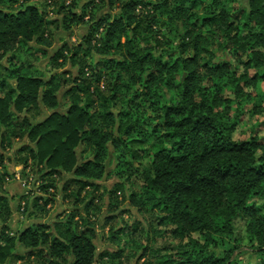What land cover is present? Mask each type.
<instances>
[{
    "label": "trees",
    "instance_id": "1",
    "mask_svg": "<svg viewBox=\"0 0 264 264\" xmlns=\"http://www.w3.org/2000/svg\"><path fill=\"white\" fill-rule=\"evenodd\" d=\"M36 1L42 2V0H0V34H7V30L13 28L18 36L24 37L27 41H32L26 47L31 45L49 46V38L53 36L55 26L61 22L59 17L65 11L66 4L60 3L56 13L58 19L50 21L45 19L46 13L38 15L42 8L35 5ZM76 2L77 0H74L71 6L70 15L63 17L67 31L73 25L84 24V15L78 14L74 10ZM111 2L115 5L117 0H111ZM215 2L219 4L220 0H215ZM258 2L264 4V0H258ZM89 3L95 7L94 0L89 1ZM119 3L121 11L125 15H117L115 19L109 15V22L112 26L106 33L109 38L116 35L125 19H133L138 7L143 5L144 8H147L149 6L144 0H119ZM202 3L203 0H178L173 13L177 17H182L190 10H202ZM87 7L86 4L85 8ZM242 13L243 10L240 13L233 11L232 16L227 18L226 34L232 36V43L237 47L248 44L249 37L255 47L257 41L264 39V34L249 31L248 37L242 35L249 26L247 16ZM102 19L96 23L100 24ZM253 19H258V17H253ZM189 20L191 21V28H184V35L191 36L194 40H199L197 31H204L214 24L221 23L216 15L211 14L197 15L193 13ZM45 24L51 29L49 38H46L43 33L36 34L39 27ZM139 27L140 25H136L133 31ZM180 27L183 28L182 25ZM91 40V35H88L83 42L91 43ZM113 43L116 44L117 48L120 46L119 42L113 41ZM225 44V48L229 49L232 55L243 63V65L241 64L244 68L243 72H236L229 63L216 61L213 51L209 53L208 48L201 49L195 43L192 44L191 55L187 52L189 44L182 43L178 45L182 51L181 56L176 55V51H172L167 55L168 59L160 58L152 61V53L149 51L139 61L145 69L150 66L149 62L151 61L152 70L146 72V75L139 81V85L136 83L131 85L132 88L140 91V95L130 96L127 103L132 108L143 109V105L137 101L140 100L141 96L152 97L148 109H144L145 115L142 126H149L151 122L150 130L153 136H159L161 130L166 129L162 139H158L157 143L152 145L156 152H149L148 149L143 150L142 148H148L146 146L147 141L134 138V128L137 121L132 117L129 108L115 113L108 111L103 117L106 120L116 117L125 122L130 118L133 120L132 124L117 122L115 130L121 134V137H127L129 145L136 146L132 153V160L144 161L145 167H141L142 170H137L140 179L144 178L145 168L148 165L152 166L150 176L141 179L142 187L140 188V191L143 190L145 196L148 197L151 206L137 207L135 203L137 193L131 194L129 201L132 207L140 213L151 215L150 220L157 223L156 228L158 230L169 231L172 240L177 243L165 247L167 253L173 248L181 247L175 239L182 234L181 230L174 226L178 217L182 220H188L193 216V209L202 210L206 206L220 204V209L211 215V222L222 227L224 231L209 235L207 233L208 224L205 223L199 234L195 232L192 234V241H187V238H184L187 242L183 247L186 248L188 244H193L191 251L181 250L174 257L163 260L161 264H173V261L174 264H233V262L240 264L237 257L240 253H244L242 252L244 249L237 238L235 223L242 217L250 218L247 233L253 239L255 252L264 253V248L259 247L260 244H264V217L259 213L262 209L256 206V201H264V142L256 136L240 142L235 141L234 133L238 121L236 115L232 113L233 103H238L244 96V89L253 82L249 72L252 69L257 72H264V63L259 62L254 55H246L247 48L236 51L230 49L228 43ZM71 47L72 44H64L61 51L51 58V66L54 67L61 61L67 63L64 53ZM75 47L77 49L83 48V44L75 45ZM78 55V52L73 51L70 59L75 61ZM128 55L131 57L134 53L130 52ZM205 57H207V61L204 59ZM17 58L18 55L16 54L7 55V65L0 63V70H2L0 71V93L3 94L0 95V123H7L10 129L23 130L29 123V116L21 113L32 111L29 104L36 99L32 92H40L43 89L40 99L47 102L51 97V100L55 101L56 95L53 90L57 86L59 77L57 73L46 79L43 74L36 75L33 71V65L17 63ZM3 60L4 56L0 55V61ZM97 63L100 64V61ZM124 64L123 60L109 59L105 67L111 69L114 65L117 68H122ZM65 68L66 66L62 64L61 70L63 71L59 73V76L71 75L70 70H65ZM169 73H174L180 77L179 80L171 81L175 87H169ZM16 77H18V81L13 86V78ZM78 79L79 76L74 77L72 83L75 84ZM161 79L165 81L164 87L167 89V96H170L168 103H164V91H158V81ZM25 82L30 90L18 92V89L25 88ZM60 83L66 85L68 80H60ZM181 83L185 84V87L177 96L176 89L180 88ZM81 90L67 87L63 95L70 97L74 91L79 92ZM193 90L197 95L200 94L201 90L204 93L203 98L199 100V106L195 109L190 104L185 107V101ZM112 99H117L115 94L112 95ZM173 100L176 102L173 103ZM84 107L90 108L91 105ZM149 110H151V115L148 114ZM51 112L45 121V123L50 122L48 128L41 129L40 132L29 129L27 137L16 133H13V136L20 143L28 141L29 137L36 139L38 136L39 139H36V143L39 144L44 136L58 131V125L71 124L72 129L79 131L86 140L92 139L87 136L83 127L89 121L88 114L77 104L69 102V108L63 113L57 110H51ZM136 131L138 132V129ZM2 135L7 138L9 133L5 131ZM111 146L117 150L116 154L119 155L118 149L126 145H124L123 139H119L112 140ZM34 152L35 148L30 143L19 151L21 154L26 153L27 156L33 155ZM3 158L4 154L0 153V162H3ZM100 158L101 153L97 152L91 159L84 160L82 164L74 165V175L65 182V186L77 184L81 187V191L84 188H94L98 192L100 188L98 182L104 180L108 172L104 174L103 179L91 176L90 173L93 167L98 171L103 170V166L99 163ZM58 159H53L51 154L47 156L48 169L39 176V181H43L40 183L39 191L47 197H43V195L36 197V203H44L47 206L52 202L47 193L53 191L56 184H49L47 180L52 176L63 175L59 170ZM93 161H96L94 165ZM24 168H27V160L24 161ZM118 173L119 175L122 174ZM123 185H125L123 182L118 181L114 188L109 191L110 198L123 190ZM148 189H155L156 194L154 196L149 195ZM62 190H66V187H63ZM244 193H247L246 198L238 200L239 195ZM221 197H225L226 201L221 200ZM95 199L93 196L84 204L85 212L91 209ZM234 200H238L235 211L227 213L224 203L226 202L231 207ZM181 208L187 211L180 212ZM209 212H211V207H209ZM79 214L80 208L77 207L69 218L68 223L72 227L67 229V239L69 243L76 241L79 244L80 236H84L95 247L96 229L89 226L90 220L87 222L77 221L76 216ZM155 214L156 217H154ZM114 219L115 217L112 216L107 221ZM204 219L207 221L208 217H204ZM77 225L80 228V236L72 235L76 231ZM53 226L57 231L64 228V225L59 222ZM53 226L47 223H39L23 231L21 236L27 235L28 238H38L41 243L49 242ZM137 226L139 225L127 227L131 236H135L138 232ZM5 227L7 226L5 225ZM123 232L124 230H119L116 234ZM113 236L111 241H114ZM50 243L56 247L61 244L64 245V248L68 246L59 237L51 239ZM143 248V251L147 253L148 249ZM216 248L220 254L214 250ZM121 253L123 251L118 254L107 251L101 254L99 260L103 263L106 262L105 260L111 259L112 256H120ZM146 253L143 254V258Z\"/></svg>",
    "mask_w": 264,
    "mask_h": 264
},
{
    "label": "clouds",
    "instance_id": "2",
    "mask_svg": "<svg viewBox=\"0 0 264 264\" xmlns=\"http://www.w3.org/2000/svg\"><path fill=\"white\" fill-rule=\"evenodd\" d=\"M73 2L74 0H42L43 6L41 13L38 15L46 13V20L56 17L60 3H65L66 8L60 14L59 19L61 22L56 25L57 30L52 37L49 38L51 29L46 24L40 26L36 34L43 33L46 38H49L50 42L52 40L58 41L59 38L65 37L63 17L70 15ZM144 2L148 3L149 6L147 8H144L143 5L138 7L133 19H125L116 35L109 38L106 35L112 28L109 22V14H111L112 19H115L117 15H125L121 11L119 0H117L115 5L112 4L111 0H94L95 7L89 3V0H77L74 10L78 14L84 15V24H76L68 29L69 31H72L73 28L75 29L76 38L74 42H70L72 47L64 53L67 63L61 61L50 68L49 62L43 61V63L36 65L34 70L46 73L45 79L53 71L58 74L57 86L53 90L56 95L55 101H52L51 97H49L47 102L42 101L40 95L43 89L40 92L33 91L32 95L36 99L29 104L32 111L30 113H21L29 116V123L25 129H10L7 123H0V153L4 154L3 162H0V264H101L98 253L102 247L109 246L108 242L99 243V236L107 234L106 230L102 231L103 217L110 214L105 209V203L109 205L111 212H117L121 207L131 208L132 205L128 203V200L130 194L136 191L137 186L134 182H129L116 196L110 198L107 184L97 192L94 188H84L81 191L79 185L71 184L65 186L64 182L74 175V165L82 164L86 156H89V154L95 156L97 152L101 153L99 163L103 166V170L98 171L93 167L90 173L91 176L103 179L107 169L115 168L116 164L120 165V171L125 180L132 177V181H135L140 176L137 166L145 167V164L143 160H132V153L135 151L136 146L129 145L127 137H121V134L115 130L117 122L120 124H132L133 120L130 118L125 122L120 121L116 117L110 120H106L103 117L108 111L115 113L129 108L132 117L137 121L134 128V138L145 139L149 152H153L152 145L156 144L158 139H162L163 132L166 129L161 130L159 136H153L150 130L151 122L149 126H142L145 115L144 109H148L152 97L141 96L140 100L137 101V103L143 105V109L132 108L127 103L130 96L140 95V91L132 88L131 85L133 83L139 85V81L146 75V72L152 70L151 61L147 69L144 68L143 64L139 63L146 52L150 51L152 53V61H154L160 58L167 59V55L174 50L178 56H181L182 51L178 45L182 43L189 44L187 50L189 55L192 54L193 43L201 49L208 48L209 53L217 50L220 45L228 43L229 48L236 51L247 48L248 52L246 55H254L259 62L264 63V39L257 41L254 47L249 37L248 44L237 47L232 43V36L227 35L225 31L227 18L232 16L233 11L240 13L243 10L242 14L247 16L249 26L242 35L248 37L249 31L264 34V4H260L258 0H220L219 4L215 0H203L202 10H190L182 17H177L173 13L178 0H144ZM86 4L88 5L87 8L84 7ZM193 13L197 15H216L221 20V23L214 24L207 30L197 31L199 40H194L191 36H185L183 30L184 28H191L189 17ZM253 17H258V19L254 20ZM101 18H103L102 22L97 24L96 21L101 20ZM136 25H140V27L133 31ZM181 25L183 28L180 27ZM80 35H91V43L81 41ZM113 41L119 42L120 46L117 48ZM31 43L32 41H27L24 37L18 36L13 28H9L7 34H0V55L4 56V60L0 61V63L7 65V55L11 54L22 55L24 60H31V53L27 51L26 47L27 44ZM76 44H83V48L77 49L75 47ZM56 47H58V43L53 45V49ZM73 51L79 53L75 61L70 59ZM130 52L134 53L131 57L128 55ZM109 59L123 60L125 64L122 68H117L113 65L109 69L105 67ZM97 61H100V64ZM62 64L70 69V76H59ZM76 76H79V79L73 84L72 80ZM179 79V76L169 73V87H175L171 81ZM60 80H68V84H61ZM17 81L18 77L13 78V86H15ZM164 84L165 81L163 79L158 81V91H164V103H168L167 89ZM67 87H72L74 90L76 88L82 90L79 92L74 91L70 97H65L63 92ZM184 87L185 84L181 83L180 88L176 89L177 96L180 95L181 89ZM28 90L30 89L26 84L25 88L18 89V92ZM113 94L116 95V100L112 99ZM0 95L3 94L0 93ZM203 96L202 90L199 95H197L195 90L191 91L185 101V107L190 104L193 109L197 108L199 100ZM69 102L77 104L78 107L83 108L88 114L89 121L83 127L87 136L92 138L91 140H86L85 136L79 131L73 130L71 124H62L58 125V131L44 136V139L39 144L36 143V139H39L38 136L36 139L28 138V142L35 148L33 155L14 156L15 149L19 147L20 142L16 140L13 133L27 137L29 129L40 132L41 129L48 128L50 122L45 123V121L51 115V110L62 111L63 106ZM172 102L175 103L176 101L173 100ZM85 105H91V107L86 108L84 107ZM148 114L151 115V110L148 111ZM137 129L138 132L136 131ZM5 131L9 133L7 138L2 135ZM65 133H68V135H65ZM119 139H123L126 146H121L118 149L119 159H116L117 150L112 148L111 141ZM50 154L53 159L60 158L58 159V166L63 175L48 178L47 182L56 184V188L47 193L52 202L45 206L44 203H36L35 197L40 183H43V181H39V176L48 169L49 161L47 156ZM9 158H11V163H9ZM25 160H27V168H24ZM95 163L96 161H93V165ZM20 168H24V170L20 171ZM151 168V165L145 168L144 178L150 176ZM10 169L16 171L17 174L12 175ZM63 187H66V190H61ZM148 193L154 196L156 191L155 189H148ZM246 195L247 193L239 195L238 200H244ZM93 196L96 198L95 202L91 209L85 212L83 206ZM220 199L226 201L225 197ZM238 200H234L231 207L226 202L224 203L227 213L235 211V205ZM135 203L137 207L151 206L143 190L137 192ZM77 207L80 208V214L76 216V220L80 222L90 220L89 226L96 229L95 247H93V243L89 242V239L80 236L78 225L72 235L80 236L79 244L76 241L69 243L67 239V229L72 227L68 221ZM209 207H211V212H209ZM219 209L220 204L217 203L206 206L202 210L193 209V216L188 220H182L178 217L174 226L179 228L182 234L175 239L181 247L173 248L168 253L163 252L162 248L166 243L171 244L173 238L165 237L160 230L153 229L150 233L147 231L140 233L132 241L133 244L136 241L140 242L135 249L127 242L128 236H121L117 246L128 250L125 253L126 258L122 260L121 264H161L162 260L174 257L181 250L191 251L193 244H188L186 248L183 245L187 241H192V234L194 232L199 234L205 223L208 224L207 233L209 235L224 231L222 227L211 222V215L215 214ZM179 211L184 212L187 210L181 208ZM30 213L31 215H29ZM57 213H62L58 222L62 223L64 228L57 231L55 226H53L50 240L59 237L64 240V244L68 245L67 248H64L63 244L58 247L52 246L50 240L49 242L41 243L38 238H28L27 235L25 237L21 236L23 230L31 227L35 220L44 219L54 225L57 222ZM136 215L120 216L117 220L107 225V228L114 231L117 227L129 226L132 224V220L136 218ZM204 217H208L207 221H205ZM121 221H127V225L121 223ZM185 237L187 241H185ZM143 247H148L149 251L143 259L137 260V256ZM259 247L264 248V244H260ZM247 248L250 251L241 253L237 257L240 264H264V253H256L253 244L247 245ZM214 250L220 254L218 248ZM127 257L131 258L128 259Z\"/></svg>",
    "mask_w": 264,
    "mask_h": 264
},
{
    "label": "rangeland",
    "instance_id": "3",
    "mask_svg": "<svg viewBox=\"0 0 264 264\" xmlns=\"http://www.w3.org/2000/svg\"><path fill=\"white\" fill-rule=\"evenodd\" d=\"M91 1V0H89ZM35 5H38V7L42 8V2L41 1H36ZM85 7V5H84ZM235 12V11H234ZM111 15V14H109ZM55 19H58L56 17L49 19L50 21H54ZM54 28V27H53ZM56 26H55V31L56 32ZM175 30V29H174ZM53 33V34H54ZM66 36L65 37H61L59 38V40H52L51 42H49V46H37V45H31L27 47V51L29 53H31V60H24L21 56H18V60L17 63H28L33 65V71L36 68V65H39L41 63H43V61H48L49 62V66L50 68L51 66V58L59 51H61V49L64 47V44H71L70 42H74L75 38H76V32L75 29L73 28L72 31H67L65 30ZM87 37L85 35H80V40L83 41L84 38ZM58 43V47H56L55 49H53V45ZM79 45V44H76ZM226 44H222L218 47L217 50H214L213 53L216 57V61L219 62H226L231 64V66L233 67V69L236 72H243V63L240 62L239 59H236L232 53L229 51V49L225 48ZM33 49H35L33 51ZM175 51V50H174ZM51 53V54H49ZM175 54L177 55V53L175 52ZM163 60H166L164 58H162ZM168 59V56H167ZM206 61L208 60L207 57L204 58ZM244 61L246 62V59H244ZM242 64V65H241ZM65 70H70L68 67L65 68ZM63 70H61L62 72ZM36 75L39 74H43L46 75V73L44 72H40L38 70L34 71ZM60 72V73H61ZM56 72L53 71L51 73L55 74ZM51 75H48L47 77H50ZM249 75L252 77L253 82L250 83V86L248 88H245V92H244V96L238 101V103H233L232 106V113L234 115H236L237 117V121H238V125H237V129L236 132L234 133V140L237 142L240 141H244V140H248L250 138H252L253 136L258 137L262 142H264V72H257L255 69H252L249 72ZM64 96V95H63ZM67 97V96H65ZM168 99H170V96H168ZM69 108V103L65 104L63 106V110L59 111L61 113L67 111V109ZM52 113V112H51ZM29 142L25 141L24 143H20L19 147H17L15 149L14 152V156L17 157H23L26 153H19L20 149L23 148L24 146L28 145ZM113 148V147H112ZM114 149V148H113ZM143 150L148 149V148H142ZM149 151V150H148ZM153 152H156V150H154ZM92 156L89 154V156H86L84 160L86 159H91ZM116 159H119V155L116 154ZM137 161V160H136ZM9 163H11V158H9ZM142 170L141 167L137 166V170ZM20 171H23L24 168H20ZM10 171H12V175H16L17 172L13 171L10 169ZM121 173L120 171V165L116 164L115 168H109L107 169L108 175H106V177L104 178V180L98 182L99 185V190L100 191L101 188L105 187V184H107V188H108V195H109V191H111L115 184L118 181L123 182L125 185H123L124 187L129 183V182H134L137 186L136 191H133L131 194L137 193L140 191V188L142 187V180L140 179V176L137 177L135 179V181H132V177H129L127 180L124 179L123 175H119L118 172ZM5 175H7V173H5ZM67 180H65L66 182ZM64 182V183H65ZM40 188V185H39ZM62 190V189H61ZM130 194V195H131ZM41 195H43V197H47L46 195H44L43 193L40 195H36V197H42ZM35 197V198H36ZM110 197V195H109ZM21 199H23V197H21ZM128 203L130 204V201L128 200ZM256 206L260 207L262 209V211H260L259 213L264 217V201H256ZM105 209L108 210L110 212V214L105 215L103 217V227H102V231L106 230L107 234L106 235H100L99 236V243L100 244H104L105 242L109 243V246L106 247H102L101 250L98 253V258L100 259L101 254H103L104 252L110 251L112 252V254H118L121 251H123V253L119 254L120 256H112L111 259L109 260H105L106 262H103L101 264H121L122 260H124L125 257V253L126 251H128L126 248L124 247H118V240L121 236H128V243L130 244V246L135 249L136 247L139 246L140 242L136 241V243H132L133 240H135V238L142 232H152L153 229H157L156 228V222H151L150 218L152 217L151 215H145L140 213L137 209H135L134 207H121L119 209V211L117 212H111L109 205L107 203H105ZM133 214H137L136 218L132 220V224L126 227H117L114 229V231L112 229H108L107 225L111 224L112 221H107L110 217H115L114 220H117L120 216H129V215H133ZM31 215V213L29 214ZM62 213H57L56 214V221L58 222L60 220ZM154 217H156V214L154 215ZM113 220V221H114ZM250 221V218H246V217H242L240 218L236 223H235V227L237 230V238L240 240L242 246H243V251L242 252H248L250 251V249L247 248V245L249 244H253V239L250 237V235L247 233V226H248V222ZM39 223H47L51 226H53V224L48 223L46 220L43 219H39V220H35L33 222V224L31 225V227H33L36 224ZM56 223V222H55ZM54 223V224H55ZM121 223L127 225V221H121ZM138 224V232L136 233L135 236H131L127 227H132L134 225ZM7 226V225H6ZM161 229H164L163 227H161ZM26 228L23 230L25 231ZM119 230H124L123 233H118V235L116 234L117 231ZM163 231V230H161ZM165 234V237H170V234L168 233L169 231H163ZM114 235V236H113ZM114 237V241H111V237ZM175 241L172 240L171 244H165V246L162 248V251L167 253V250H165V247H167L168 245H175ZM148 249V247H146ZM144 249V248H143ZM142 249V251L139 253V255L137 256V260H141L143 259V254L146 253L144 252ZM149 251V249H148ZM147 251V253H148ZM241 254V253H240ZM128 259H130L131 257H127ZM163 262V260L161 261V263Z\"/></svg>",
    "mask_w": 264,
    "mask_h": 264
},
{
    "label": "built area",
    "instance_id": "4",
    "mask_svg": "<svg viewBox=\"0 0 264 264\" xmlns=\"http://www.w3.org/2000/svg\"><path fill=\"white\" fill-rule=\"evenodd\" d=\"M38 194L40 195V191H39V188L37 189V195H38Z\"/></svg>",
    "mask_w": 264,
    "mask_h": 264
},
{
    "label": "crops",
    "instance_id": "5",
    "mask_svg": "<svg viewBox=\"0 0 264 264\" xmlns=\"http://www.w3.org/2000/svg\"><path fill=\"white\" fill-rule=\"evenodd\" d=\"M30 228V227H29ZM26 229H28V228H26Z\"/></svg>",
    "mask_w": 264,
    "mask_h": 264
}]
</instances>
